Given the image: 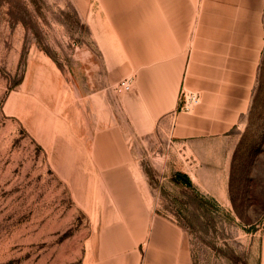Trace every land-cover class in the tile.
Wrapping results in <instances>:
<instances>
[{"label": "rangeland", "instance_id": "rangeland-1", "mask_svg": "<svg viewBox=\"0 0 264 264\" xmlns=\"http://www.w3.org/2000/svg\"><path fill=\"white\" fill-rule=\"evenodd\" d=\"M128 64L72 0H0V264H89L113 202L75 139L90 151L114 125L189 264H264V54L239 126L190 148L167 130L133 137Z\"/></svg>", "mask_w": 264, "mask_h": 264}, {"label": "crops", "instance_id": "crops-1", "mask_svg": "<svg viewBox=\"0 0 264 264\" xmlns=\"http://www.w3.org/2000/svg\"><path fill=\"white\" fill-rule=\"evenodd\" d=\"M72 1L92 25L112 31L127 57L134 138L161 129L181 146H201L228 138L250 111L264 54V0ZM182 88L200 93L191 113L176 112ZM100 129L90 151L75 139L113 202L89 264H189L184 230L155 212L122 127Z\"/></svg>", "mask_w": 264, "mask_h": 264}, {"label": "built area", "instance_id": "built-area-1", "mask_svg": "<svg viewBox=\"0 0 264 264\" xmlns=\"http://www.w3.org/2000/svg\"><path fill=\"white\" fill-rule=\"evenodd\" d=\"M120 90L123 92H129L133 89V79L125 78L118 83ZM200 93L195 90L182 88L179 95L176 106V112L191 113L200 104Z\"/></svg>", "mask_w": 264, "mask_h": 264}]
</instances>
